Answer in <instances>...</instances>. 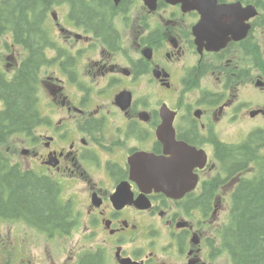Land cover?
I'll list each match as a JSON object with an SVG mask.
<instances>
[{
	"label": "flooded vegetation",
	"instance_id": "obj_1",
	"mask_svg": "<svg viewBox=\"0 0 264 264\" xmlns=\"http://www.w3.org/2000/svg\"><path fill=\"white\" fill-rule=\"evenodd\" d=\"M231 1L251 3L219 0ZM48 2L51 31L39 42L46 63L36 77L50 106L31 130L29 158L39 178L58 184L65 223L34 225L45 237L18 250V217L0 213V264H82L90 256L101 264H213L231 187L243 175L226 172L233 180L215 190L219 151L232 153L220 145L229 143L222 130L264 128V112L253 113L264 109V87L259 103L243 97L264 76L262 17L250 19L245 38L208 50L195 35L201 14L182 1L83 0L108 33L78 18V0ZM71 48L93 51L71 59ZM30 54L7 58L18 66ZM164 106L176 139L211 162L194 168L198 184L180 197L141 188L130 163L138 153L166 154L157 136ZM120 186L124 197L116 198Z\"/></svg>",
	"mask_w": 264,
	"mask_h": 264
},
{
	"label": "trees",
	"instance_id": "obj_2",
	"mask_svg": "<svg viewBox=\"0 0 264 264\" xmlns=\"http://www.w3.org/2000/svg\"><path fill=\"white\" fill-rule=\"evenodd\" d=\"M46 0H3L0 2V34L12 31L14 40L29 45L32 54L22 65L20 74L7 82L0 74V98L6 110L0 112V144L9 141L13 133H30L38 120L35 71L42 60L40 39L43 35L35 19L44 11ZM264 9V0L262 2ZM77 16L98 30L110 32L99 12L83 0L75 3ZM40 20V19H39ZM264 23V14H263ZM97 25L99 27H97ZM41 26V25H40ZM36 42H38L36 44ZM220 145H225L220 143ZM223 147V146H222ZM264 133H252L248 140L236 146L232 153L219 151L223 164L237 163L246 171L255 170L252 178H242L234 191L232 219L223 230V247L230 251L233 264H264ZM218 148V146H217ZM224 148V147H223ZM0 154H5L0 151ZM58 187L31 172L22 174L19 166H10L0 155V213L24 218L41 226L64 225ZM49 227V226H48ZM82 264H101L97 256L87 257Z\"/></svg>",
	"mask_w": 264,
	"mask_h": 264
},
{
	"label": "water",
	"instance_id": "obj_3",
	"mask_svg": "<svg viewBox=\"0 0 264 264\" xmlns=\"http://www.w3.org/2000/svg\"><path fill=\"white\" fill-rule=\"evenodd\" d=\"M239 9L250 12L249 15L242 16L240 18L242 21L252 17L256 13V8L254 6L243 8L241 5H216L215 7H207L203 9L204 19L200 26L199 33L197 34L198 37L204 38L208 32L212 33L211 35L214 37L209 43L210 48L218 49L221 46H224L229 39V35L231 33H239L242 28L241 24H237L239 17L229 13L233 10ZM214 19H217L216 25H212ZM226 19H231L232 22L227 23L224 21ZM219 20L222 22L218 25ZM247 27H249V25H247ZM235 37L239 38L241 36L235 35ZM167 144L173 149V155L171 157L148 155L140 160L142 164H144V167L134 163V168L135 171L140 174V177H137V181L143 188H147L149 190L155 189L156 191L166 192L168 195L177 197L179 195H183L187 189L194 187L197 182V177L191 176L193 168L197 165L201 167L204 166L207 158L205 152L202 150H197L196 148L188 146L184 143H176L173 132L172 141L167 140ZM189 157H191L189 162L190 164L188 166H183L184 162ZM177 165L179 167H183L182 172L184 173V181L179 187L171 184L168 185L164 181V177L168 175ZM139 166L142 168H139ZM185 182L187 183L183 185Z\"/></svg>",
	"mask_w": 264,
	"mask_h": 264
},
{
	"label": "rangeland",
	"instance_id": "obj_4",
	"mask_svg": "<svg viewBox=\"0 0 264 264\" xmlns=\"http://www.w3.org/2000/svg\"><path fill=\"white\" fill-rule=\"evenodd\" d=\"M9 41H11V38H8ZM254 88V86H251ZM256 89V88H255ZM257 91H259L258 89H256ZM254 97H256V95H254ZM247 132V130H242L241 128H235V127H226L222 130V133L224 134V140H228V141H233V142H237L242 136L245 135V133ZM23 139L22 138H18V154H20V149L23 146L22 143ZM18 160H20L18 158ZM24 163L25 160H24ZM29 231L30 234L34 235L33 230L30 227H22V225L18 224V245H21L22 243V234L23 231ZM215 264H232L231 262V257L228 256L227 254H224L222 257H220L219 259H217L216 262H214Z\"/></svg>",
	"mask_w": 264,
	"mask_h": 264
},
{
	"label": "bare ground",
	"instance_id": "obj_5",
	"mask_svg": "<svg viewBox=\"0 0 264 264\" xmlns=\"http://www.w3.org/2000/svg\"><path fill=\"white\" fill-rule=\"evenodd\" d=\"M191 157H189L183 166H188L190 163ZM183 167H179L178 165L174 167V169L164 177V181L169 185L180 186L184 181V173L182 172Z\"/></svg>",
	"mask_w": 264,
	"mask_h": 264
}]
</instances>
